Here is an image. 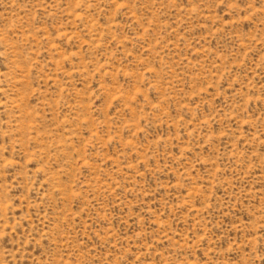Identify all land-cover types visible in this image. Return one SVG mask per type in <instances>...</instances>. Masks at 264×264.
Segmentation results:
<instances>
[{
    "label": "rangeland",
    "instance_id": "1",
    "mask_svg": "<svg viewBox=\"0 0 264 264\" xmlns=\"http://www.w3.org/2000/svg\"><path fill=\"white\" fill-rule=\"evenodd\" d=\"M0 264H264V0H0Z\"/></svg>",
    "mask_w": 264,
    "mask_h": 264
}]
</instances>
